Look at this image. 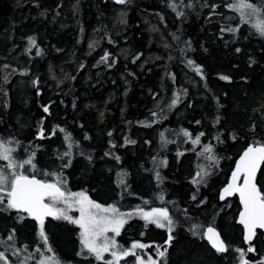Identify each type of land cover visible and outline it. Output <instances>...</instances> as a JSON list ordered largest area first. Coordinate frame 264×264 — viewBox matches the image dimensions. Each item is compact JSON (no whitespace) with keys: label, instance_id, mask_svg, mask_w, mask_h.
I'll list each match as a JSON object with an SVG mask.
<instances>
[{"label":"trees","instance_id":"1","mask_svg":"<svg viewBox=\"0 0 264 264\" xmlns=\"http://www.w3.org/2000/svg\"><path fill=\"white\" fill-rule=\"evenodd\" d=\"M233 2L0 0V140L12 142L19 161L35 153V169L23 170L29 177L60 180L67 192L133 212L115 239L121 249L150 245L136 250L145 262L241 264V251L248 264L264 261L263 233L253 252L242 240L238 200L218 202L242 151L264 143V36L256 18L241 22ZM198 173L203 181L193 183ZM257 185L264 191V165ZM3 208L0 252L8 264H103L83 249L76 224L47 219L45 245L39 224ZM137 208H167L172 241ZM208 226L225 253L205 242Z\"/></svg>","mask_w":264,"mask_h":264},{"label":"snow or ice","instance_id":"2","mask_svg":"<svg viewBox=\"0 0 264 264\" xmlns=\"http://www.w3.org/2000/svg\"><path fill=\"white\" fill-rule=\"evenodd\" d=\"M116 2L123 4L125 0H116ZM229 7L239 14L243 23L256 18L253 27L260 35L264 36V0H262L260 6L250 3L249 0H234ZM228 31L236 32L238 29L229 28ZM29 43L35 46L33 39H30ZM104 59L107 60V56ZM188 63L191 65L193 62L189 60ZM196 72L199 74L201 69L197 67ZM221 79L227 80L228 77L222 76ZM175 103L174 100L173 104ZM44 111L48 112V108L45 107ZM184 135L186 137L190 136L187 131L184 132ZM200 135H203V133ZM43 137L44 133L41 130L40 138ZM65 140H70V137L66 135ZM128 142L134 143V141ZM199 142L200 137L197 136L193 143L198 144ZM10 143L12 142L6 143L0 140V161L5 162L4 166H0V206H4L3 210L26 213L36 220L40 225L39 234L45 245L48 240L44 231V218L51 216L54 219H64L76 224L81 229L83 249L94 255L96 260L103 262V264H120L121 260L129 256L135 257V264H145V260L137 254L136 250H143L150 247V245L133 243L131 248L121 249L115 239L116 236L120 235L128 220L133 217V212H121L115 205L103 206L89 199L84 192H67L60 180L50 183L37 179L35 176L29 177L24 174L23 170L25 166L35 169L36 166L33 163L35 153H32L27 159L19 161L13 156L15 148L10 147ZM69 147H71V144ZM204 151L212 153L211 146L206 147ZM69 154L68 152L64 153V155ZM208 159L215 161L216 157L209 155ZM261 165H264V143L249 146L237 163L236 170L232 174V182L223 189L220 196V199L224 200L228 196L239 194L240 202L243 205L239 223L245 229L244 239L249 244L256 235L257 229L264 230V191L257 186L256 182V175ZM197 175L201 176L200 173ZM204 175H207V173L205 172ZM157 178L159 179V174H157ZM202 181L203 176L199 181L194 180L193 183ZM192 198L195 199L196 197L193 196ZM160 199L163 201V196ZM59 204H63L64 207H57ZM73 209L79 212L78 218H73L67 214L68 211ZM135 214H138L146 224H155L159 228L167 227L169 233L167 243L172 241L171 233L174 229V222L167 208H153L151 211H143L137 208ZM109 233L113 235L109 236ZM204 234L217 252L223 253L228 250L225 242L213 226H208ZM13 238L10 235L8 240H13ZM48 251L51 252L52 249L49 248ZM156 251L158 256H165L166 250L161 251L159 246ZM247 251L253 252L254 248L249 246ZM105 253L111 256L110 260L104 259ZM240 259L241 264H248L242 251ZM0 261L8 264L3 252H0ZM41 264H48V262L42 261ZM53 264H58L54 258ZM147 264H158V262L149 256ZM260 264H264V261H261Z\"/></svg>","mask_w":264,"mask_h":264},{"label":"water","instance_id":"3","mask_svg":"<svg viewBox=\"0 0 264 264\" xmlns=\"http://www.w3.org/2000/svg\"><path fill=\"white\" fill-rule=\"evenodd\" d=\"M109 1H111V0H109ZM250 146H252V145H250ZM248 147H249V146H248ZM248 147H247V148H248ZM247 148H246L244 151H246ZM244 151L242 152V154L240 155V157L243 155ZM240 157L236 160V162H235V164H234V166H233V169H232V171H231L230 174H229V177H228L227 183H226V184L220 189V191H219V193H218V202H219L221 205H224V204H226L227 202L231 201V200L234 199V198H236V199L238 200L239 211H238V213H237L236 221H235V222H236V225H237L238 227H240L241 230H242V240H243L245 246H249V245L253 244V242L255 241L256 235L253 237V239H252V241H251V244H249L248 242H246L245 239H244V237H245V229H244L243 225H241V224L239 223L240 213H241V211L243 210V205H242L241 202H240L239 194H238V193L233 194L232 196H228V197H226L224 200H221V199H220V196H221V193L223 192V189H224L225 187H227L229 183L232 182V174H233V172L236 170V166H237L238 161L240 160ZM262 166H263V165H261L260 169H259L258 172H257V175H256V182H257V177H258V175H259V172H260ZM257 186H258V185H257ZM21 214H23V215H27L26 213H21ZM30 218H31V217H30ZM31 219H32V218H31ZM47 219H53V217H51V216H47V217H45V218H44V222H45ZM32 220H33L36 224H39L36 220H34V219H32ZM206 229H207V228H206ZM206 229L204 230V233H206ZM217 232H218V231H217ZM257 232H261V233L264 234V230H261V229H257V230H256V234H257ZM204 233H203L204 240H205V242L207 243V245L209 246V248H210L211 250H213L214 252L219 253V252H217V251L212 247L211 243L209 242V240L207 239V237H206V235H205ZM218 233H219V232H218ZM219 235H220V233H219ZM220 237H221V235H220ZM221 239H222V237H221ZM222 240H223V239H222ZM223 253H225V252H223Z\"/></svg>","mask_w":264,"mask_h":264},{"label":"rangeland","instance_id":"4","mask_svg":"<svg viewBox=\"0 0 264 264\" xmlns=\"http://www.w3.org/2000/svg\"><path fill=\"white\" fill-rule=\"evenodd\" d=\"M114 1H116V0H114ZM68 212H71V213L73 212V213L76 215L75 218H78V217H79V212L76 211L75 209L70 210V211H68ZM80 230H81V229H80ZM108 235H109V236H112L113 234H112V233H109ZM105 255L108 257V260L111 259V256H110L109 254L105 253ZM40 264H41V263H40ZM145 264H147V262H145Z\"/></svg>","mask_w":264,"mask_h":264},{"label":"bare ground","instance_id":"5","mask_svg":"<svg viewBox=\"0 0 264 264\" xmlns=\"http://www.w3.org/2000/svg\"><path fill=\"white\" fill-rule=\"evenodd\" d=\"M244 150H245V149H244ZM244 150H243V151H244ZM243 151H242V152H243ZM241 154H242V153H241ZM241 154H240V155H241ZM240 155H239V157H240ZM239 157H238V158H239Z\"/></svg>","mask_w":264,"mask_h":264},{"label":"flooded vegetation","instance_id":"6","mask_svg":"<svg viewBox=\"0 0 264 264\" xmlns=\"http://www.w3.org/2000/svg\"><path fill=\"white\" fill-rule=\"evenodd\" d=\"M28 216V215H27ZM28 218H30L29 216H28ZM31 219V218H30Z\"/></svg>","mask_w":264,"mask_h":264}]
</instances>
